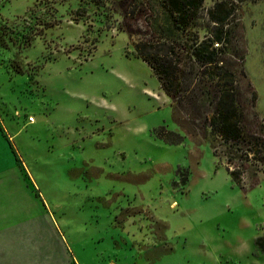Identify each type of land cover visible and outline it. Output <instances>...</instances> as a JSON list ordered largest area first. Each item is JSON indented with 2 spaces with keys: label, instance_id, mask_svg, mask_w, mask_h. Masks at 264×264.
I'll use <instances>...</instances> for the list:
<instances>
[{
  "label": "rangeland",
  "instance_id": "374dc122",
  "mask_svg": "<svg viewBox=\"0 0 264 264\" xmlns=\"http://www.w3.org/2000/svg\"><path fill=\"white\" fill-rule=\"evenodd\" d=\"M179 11L0 0V122L19 127L72 264H264V0H202L186 25ZM201 44L221 45L230 82ZM143 46L174 56L169 93ZM224 88L235 139L210 125Z\"/></svg>",
  "mask_w": 264,
  "mask_h": 264
},
{
  "label": "crops",
  "instance_id": "0c3cea01",
  "mask_svg": "<svg viewBox=\"0 0 264 264\" xmlns=\"http://www.w3.org/2000/svg\"><path fill=\"white\" fill-rule=\"evenodd\" d=\"M18 130L0 122V264H72L44 181L29 172L17 149Z\"/></svg>",
  "mask_w": 264,
  "mask_h": 264
},
{
  "label": "trees",
  "instance_id": "16d2710c",
  "mask_svg": "<svg viewBox=\"0 0 264 264\" xmlns=\"http://www.w3.org/2000/svg\"><path fill=\"white\" fill-rule=\"evenodd\" d=\"M120 1H125V0H120ZM167 3L171 7H174L176 9L181 10V20L182 24L186 25L187 24V19L189 14L193 12L195 9H197L202 0H166ZM180 12V11H179ZM216 39L220 41L221 43L223 42V37H221L220 32L215 33ZM144 45V44H143ZM204 44H201L200 46L197 47L195 50L197 57H201V59L204 62H209L211 61V58H214L213 63L215 65L214 67V73L217 75V77L224 78L226 82L231 81L232 74L234 72L233 69L229 68L223 63V59L216 57L217 53H220L218 49L221 48L220 46L217 47H212L210 50H205L204 49ZM147 47L143 46V50H139L138 53L139 55L146 60L148 65L150 66L151 70L153 73L157 76L159 79V84L162 90L167 94L170 91L173 90L175 84L171 83L170 80L164 81L162 79V75L173 73L174 76L176 75L175 73V68H176V60L174 59V56L168 55V58L165 56V58H158L157 55H159L158 49H154L153 52ZM161 59L160 61L158 59ZM157 59L158 61H155ZM175 63V64H173ZM216 110L215 112L211 115L210 119V125L213 127L217 133H219L220 136L224 138H230V139H235L236 136L238 135V124L237 120L234 119V97H233V92L231 88H224L221 91L218 92V96L216 98ZM179 135L175 139H168L170 142H176L179 139ZM258 152V151H257ZM259 153V152H258ZM238 169V168H236ZM237 170H231L232 172L231 178L235 179L237 178V175L235 174ZM260 238H256L255 242H258Z\"/></svg>",
  "mask_w": 264,
  "mask_h": 264
},
{
  "label": "built area",
  "instance_id": "2783aa9c",
  "mask_svg": "<svg viewBox=\"0 0 264 264\" xmlns=\"http://www.w3.org/2000/svg\"><path fill=\"white\" fill-rule=\"evenodd\" d=\"M218 44H219V41H214V42H213V45H215V46L218 45ZM27 119L30 120V119H31V116L28 115V116H27Z\"/></svg>",
  "mask_w": 264,
  "mask_h": 264
}]
</instances>
